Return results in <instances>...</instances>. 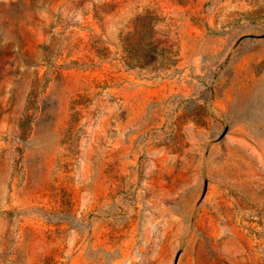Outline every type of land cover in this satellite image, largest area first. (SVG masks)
<instances>
[{
	"label": "rangeland",
	"instance_id": "374dc122",
	"mask_svg": "<svg viewBox=\"0 0 264 264\" xmlns=\"http://www.w3.org/2000/svg\"><path fill=\"white\" fill-rule=\"evenodd\" d=\"M0 264H264V0H0Z\"/></svg>",
	"mask_w": 264,
	"mask_h": 264
},
{
	"label": "trees",
	"instance_id": "16d2710c",
	"mask_svg": "<svg viewBox=\"0 0 264 264\" xmlns=\"http://www.w3.org/2000/svg\"><path fill=\"white\" fill-rule=\"evenodd\" d=\"M142 18L138 17L136 19V33H141L143 30L142 26H139L138 22H141ZM150 28V24L147 26V28ZM154 27L153 24H151V29ZM126 44H128V47H126V62L128 67H149L154 66L156 63L165 56L166 51L163 49H159L156 45L153 43H150L148 45H144L142 42V39L136 40L135 43L131 42V38L126 39ZM142 61H146V64H143L141 66ZM132 62H135L137 64H132ZM140 65V66H139Z\"/></svg>",
	"mask_w": 264,
	"mask_h": 264
}]
</instances>
